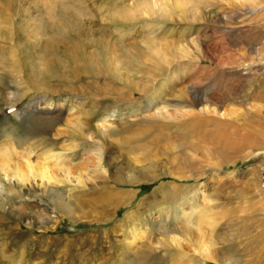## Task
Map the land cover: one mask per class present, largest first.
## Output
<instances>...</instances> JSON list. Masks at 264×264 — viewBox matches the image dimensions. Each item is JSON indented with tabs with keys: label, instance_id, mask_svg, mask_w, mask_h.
<instances>
[{
	"label": "rangeland",
	"instance_id": "obj_1",
	"mask_svg": "<svg viewBox=\"0 0 264 264\" xmlns=\"http://www.w3.org/2000/svg\"><path fill=\"white\" fill-rule=\"evenodd\" d=\"M0 264H264V0H0Z\"/></svg>",
	"mask_w": 264,
	"mask_h": 264
},
{
	"label": "bare ground",
	"instance_id": "obj_2",
	"mask_svg": "<svg viewBox=\"0 0 264 264\" xmlns=\"http://www.w3.org/2000/svg\"><path fill=\"white\" fill-rule=\"evenodd\" d=\"M79 14V13H78ZM132 13H128V12H125V13H123L122 14V17L123 18H125V19H129L130 18V16H133V14L131 15ZM112 22H115V20H114V18L112 19H110ZM111 22V23H112ZM97 22L96 21H92L91 22V24H96ZM114 25V24H113ZM83 34V32L82 31H78L77 32V37H80L81 35ZM129 87L131 88V86H130V84H129ZM130 138V137H129ZM44 159H46V158H44ZM98 161V160H97ZM27 164H26V168H27V171L26 172H20L19 174H17L21 179H23V178H25V177H27L26 176V174L28 173V172H33V171H35V172H40V174H41V176H44V175H46V177L48 178V179H50V176L48 175V174H46L45 173V171H46V167L43 165V164H41V165H38V167H35V166H33L30 162H29V160H27V162H26ZM98 168V167H97ZM48 172V171H47ZM96 172V171H95ZM98 174V173H97ZM99 174H101V173H99ZM46 179V178H45ZM48 179H47V181H48ZM81 181V180H80ZM114 182H115V184L116 183H133V181L131 180V179H122V180H117V178H116V180H114ZM108 185V184H107ZM98 186V185H97ZM100 195H101V201H108V200H112V201H116V202H118V201H122L123 199H124V197L125 196H129V194L127 193V192H124V191H118V190H115L114 191V189H113V186H111L110 185V187L109 186H107V187H104V188H102L101 189V192H100ZM131 195V194H130ZM100 197V196H99ZM77 203V202H76ZM75 207L77 206V205H74ZM60 210H63V209H60ZM72 210V209H71ZM66 213V212H65ZM70 213V212H69ZM60 215V214H59ZM58 216V215H57ZM59 217V216H58ZM215 223V222H214ZM212 224V223H211ZM201 236H202V233L200 234ZM199 236V235H198ZM200 236V237H201ZM199 237V238H200ZM201 246H202V244H201ZM204 246V245H203ZM206 247V246H205Z\"/></svg>",
	"mask_w": 264,
	"mask_h": 264
}]
</instances>
